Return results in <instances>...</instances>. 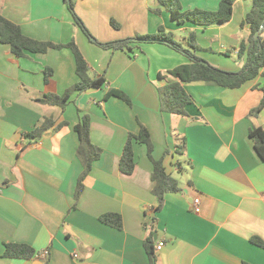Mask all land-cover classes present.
I'll return each instance as SVG.
<instances>
[{
	"label": "crops",
	"instance_id": "0c3cea01",
	"mask_svg": "<svg viewBox=\"0 0 264 264\" xmlns=\"http://www.w3.org/2000/svg\"><path fill=\"white\" fill-rule=\"evenodd\" d=\"M221 1L180 0L183 12L216 11ZM73 2L99 42L131 40L163 27L184 42L190 33L196 40L203 35L197 55L218 69L240 72L245 64L238 52L250 36L242 23L252 0L236 1L229 22L206 28L174 21L159 0ZM159 8L160 14L152 11ZM0 14L31 39L74 42L90 78L105 79L97 90L74 94L65 110L44 104L46 72H52V89L60 96L78 82L72 51L17 58L0 43V254L6 243L37 252L31 260L0 256V264H152L145 248L151 234L155 264H264V249L250 241L264 240V160L250 138L252 128H264V109L250 117L264 96V68L239 88L184 84L192 97L188 115H171L161 111L158 89L174 81L170 70L190 62L182 53L159 43H131L132 51L103 49L77 25L65 0H0ZM215 45L218 58L202 56L217 54ZM110 88L124 91L132 104L106 100ZM83 115L90 118L91 140L102 154L76 202L83 167L74 127ZM46 118L67 125L40 140L28 139ZM141 126L151 135L154 158L170 152L164 165L182 188L167 194L159 212L146 149L135 146L131 175L119 167L129 134H138ZM182 142L185 150L178 155L175 147ZM108 213L122 217V230L100 220ZM160 241L165 245L156 251Z\"/></svg>",
	"mask_w": 264,
	"mask_h": 264
},
{
	"label": "trees",
	"instance_id": "16d2710c",
	"mask_svg": "<svg viewBox=\"0 0 264 264\" xmlns=\"http://www.w3.org/2000/svg\"><path fill=\"white\" fill-rule=\"evenodd\" d=\"M65 1L73 19L84 34L103 49H126L132 51L129 47V44L131 43H159L171 47L189 59L190 62L188 64L180 65L169 71V75L174 78V81H170L158 89L160 95V109L164 113L183 117L188 115L187 107L192 103V97L186 91L184 84L205 83L208 85H217L234 89L256 79L264 68V29L258 37L255 36L260 31L264 22V0H252V9L242 23V26L249 27L250 36L247 41L241 43L239 48V58L245 59V64L240 72H228L218 69L200 58L197 55L200 47L197 43L196 35L193 33H190L189 48L176 40L175 36L172 33L167 32L163 27H160L159 30L153 34L137 35L131 40L110 43L99 42L92 36L83 21L76 14L73 0ZM236 1L238 0H222L216 11H203L196 9L183 12L180 0H159L160 5L171 14L174 21H177L178 23L191 22L204 28L229 22L232 19ZM161 10L162 9L159 8L152 11L160 14ZM112 26L116 29L119 27L118 23L114 20H112ZM0 43L8 45L13 55L17 58L24 57L28 52L45 54L51 49L59 50L62 48H69L72 51L76 63L78 82L60 96L52 89V72H46L45 82L48 90L46 91L44 98L40 100L44 104L60 107L65 110L72 102V96L74 94L87 91L92 87L101 88L105 83L104 78L96 80L90 78L88 64L74 42L66 45H55L52 42H40L31 39L23 33L19 25L8 20L1 14ZM203 62H206V65ZM112 97L121 99L128 105L132 104L131 98L124 91L110 88L106 93L105 99L107 100ZM263 109L264 96L259 106L251 111L250 117H257ZM66 125V122H57L53 118H46L38 128L27 133L26 137L32 140H40L48 131L58 132ZM74 131L79 139L77 156L83 167L75 194L77 202L84 188L83 181L92 170L93 164L101 157L102 149L94 145L91 140L90 118L88 115H83L81 117L80 122L74 127ZM250 138L254 142L257 153L264 160V128H252L250 130ZM136 145L143 146L146 149L147 156L152 162V194L157 199L156 211L159 212L164 207L167 194L182 191L179 180L169 174L164 165L165 156L170 152L167 151L160 159L154 158V146L151 140V135L145 126H141V130L138 134H129L124 146L119 165L120 171L123 174L131 175L135 170ZM184 145L185 142L177 145L175 147V153L178 155L183 154L185 150ZM100 220L104 224L118 230H122L123 228V220L119 214L108 213L103 215ZM250 241L252 244L264 249V240L261 238L253 237ZM145 248L151 263L155 264L154 238L152 234L145 242ZM0 256L10 259L31 260L37 256V252L33 247L26 244L6 243L4 245V252L0 254Z\"/></svg>",
	"mask_w": 264,
	"mask_h": 264
},
{
	"label": "rangeland",
	"instance_id": "374dc122",
	"mask_svg": "<svg viewBox=\"0 0 264 264\" xmlns=\"http://www.w3.org/2000/svg\"><path fill=\"white\" fill-rule=\"evenodd\" d=\"M204 36L203 35H201V34H199V35H197V41H198V44L201 46V41H204V40H202V38H203ZM184 37L183 36H179V35H177V37H176V40H178L179 42H181V43H183L184 44V46L185 47H187V48H189V38H190V34H188V36H186V42H184V39H183ZM203 45V44H202ZM213 51H215V53H217V54H214V53H204V54H202V56H204L205 55V57H211V55H212V57H213V59H215V58H218L217 56H220V54H219V48H217V45H215L213 48ZM203 60H205V59H203ZM232 61V65H234L235 63H234V59H231ZM205 61H207V60H205ZM208 62V61H207ZM209 63V62H208ZM210 64V63H209Z\"/></svg>",
	"mask_w": 264,
	"mask_h": 264
},
{
	"label": "built area",
	"instance_id": "2783aa9c",
	"mask_svg": "<svg viewBox=\"0 0 264 264\" xmlns=\"http://www.w3.org/2000/svg\"><path fill=\"white\" fill-rule=\"evenodd\" d=\"M195 204H196L195 211L196 212H200V209L198 207V205H199V200L198 199L195 200ZM164 245L165 244L162 241L158 242L156 247H155L156 251H160L163 248ZM46 254H47V252H46Z\"/></svg>",
	"mask_w": 264,
	"mask_h": 264
},
{
	"label": "water",
	"instance_id": "95a60500",
	"mask_svg": "<svg viewBox=\"0 0 264 264\" xmlns=\"http://www.w3.org/2000/svg\"><path fill=\"white\" fill-rule=\"evenodd\" d=\"M263 29H264V22H263V24H262V26H261L260 31H259L255 36L258 37L259 34L261 33V31H262ZM203 63L206 65V62H203ZM97 89H98L97 87H92V88L89 89V91L97 90Z\"/></svg>",
	"mask_w": 264,
	"mask_h": 264
}]
</instances>
